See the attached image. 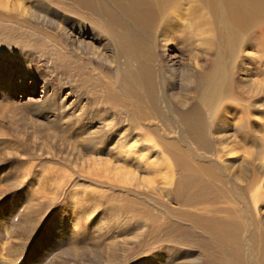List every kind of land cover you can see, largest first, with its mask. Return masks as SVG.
Returning a JSON list of instances; mask_svg holds the SVG:
<instances>
[{
    "label": "rangeland",
    "instance_id": "374dc122",
    "mask_svg": "<svg viewBox=\"0 0 264 264\" xmlns=\"http://www.w3.org/2000/svg\"><path fill=\"white\" fill-rule=\"evenodd\" d=\"M133 1L0 0V264H232L190 216L236 220L264 264V0H145L170 28L129 56ZM143 66L153 96L125 81ZM191 177L212 195L188 207Z\"/></svg>",
    "mask_w": 264,
    "mask_h": 264
},
{
    "label": "bare ground",
    "instance_id": "6f19581e",
    "mask_svg": "<svg viewBox=\"0 0 264 264\" xmlns=\"http://www.w3.org/2000/svg\"><path fill=\"white\" fill-rule=\"evenodd\" d=\"M73 1L75 3H78V0H73ZM148 1L134 0L131 3V5H129V7H125L122 10L123 17L126 16L127 21L129 20V22L133 25V27H125L126 29H124V30H123L124 27H122L121 31L116 32V37L118 38V40L120 42V49H121L120 53L122 55H129L130 56L131 54H134V53L140 54L143 51L141 47L143 46V43H144V42H142V37L144 36L143 37L144 39H147L150 36L154 37L156 35L157 26L161 27V25H162L164 28V31H166V29L170 28V27H167L166 25H164L165 24L164 21L167 17V14L163 13L162 18L158 19L157 18L158 13H157L156 9H154V7H152ZM81 2H82V5L85 6L86 8H92L93 7V0H81ZM175 3H176V1H175ZM156 5H158V4H156ZM129 8H131V9L129 10ZM160 12H162V10ZM246 17H247V15L244 14V18H246ZM116 20H118L117 17H116ZM235 21L237 24H239L242 20H241V18H237ZM109 28H111L112 30H115L116 27H109ZM109 31H110V29H109ZM141 34L143 36H141ZM173 41L174 40H171V43H173ZM69 62L70 61H66V62L62 63V68L65 72L68 73L69 76H72L71 75L72 73L76 74V72L78 70V65L77 64H71V63L67 64ZM170 66H172V65H170ZM151 68L149 66H143L139 72L134 73L132 75L131 74L125 75L126 76L125 81L127 82V85H141V86L146 87V85H145L146 82L153 84L152 93H151V95L153 96V94H155L156 85H155L153 71ZM94 100H95L94 104L96 106H95V108L92 106L95 110L92 111L91 113H92V115L97 114V116L95 117L96 120H101L100 116H99L101 113L98 115V112L103 110L104 109L103 107H107L106 109L113 110V108H115V106H116V101H114V100H107V99L101 100V98L96 97V96H95ZM103 104H105L107 106H104ZM185 120L187 121V127L191 130V132L197 133L200 136H205V134H206L205 130L199 124L200 122L195 119V115H193V117H187ZM107 127H111V126L107 125ZM140 136L142 138H144L145 140H147V139L149 140L151 138L150 131H149V133H146V134L143 133ZM64 177L67 178V176H64ZM201 186L202 185H201L198 177H196V178L191 177V179H189L187 182H185L184 185L181 184L178 188V191H177V196H178L181 204L184 206L190 207V206H194L195 203L199 199H204V200L208 199L206 197L211 196L212 192H210L209 189H199ZM205 188H209V187L207 186ZM214 197H216V195ZM156 203L155 204L158 206L163 204L162 201H157ZM122 204H124V203H122ZM127 204H128V202H127ZM162 206L163 205L159 206V208H162ZM124 208H125V204H124ZM128 209H130V212L132 210V213H134L135 211H139L138 215L140 217H143L142 215H144V216H147V217H149L155 221V217L154 216L150 217L149 211H146L145 209H143L141 207V204L136 202V201H134V202L129 201ZM190 218H191L190 222H191L192 227L194 226V228L196 230L201 229L204 232L203 234L208 237V240L209 241L212 240V246H218L221 249H223L224 251H226L228 256H229L230 261L232 262V264H241V259L239 257L240 245L238 243L240 240V237H238V233L241 231L242 228H241V225L236 220H232V219L222 220V219H214V218L211 219L210 218L211 219L210 221L204 222L202 220H199L198 218H195L194 216H190ZM188 231H187V233H188ZM191 232H192V229H191ZM191 232H189V233H191ZM193 233L195 235L194 231H193ZM199 233H201V232H198V234ZM180 237H182V236H180ZM187 238H185V239H187ZM205 239H207V238H205ZM190 240H191V238H190ZM190 240L188 242H191Z\"/></svg>",
    "mask_w": 264,
    "mask_h": 264
}]
</instances>
